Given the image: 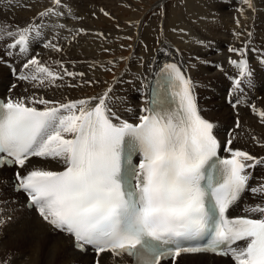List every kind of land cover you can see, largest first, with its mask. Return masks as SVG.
I'll return each instance as SVG.
<instances>
[{"label":"snow or ice","instance_id":"6c2138e0","mask_svg":"<svg viewBox=\"0 0 264 264\" xmlns=\"http://www.w3.org/2000/svg\"><path fill=\"white\" fill-rule=\"evenodd\" d=\"M54 4L60 6L61 0ZM61 14L48 8L40 16ZM35 28L0 24V42L11 40L4 45L6 54L17 48L27 52ZM231 63L238 68L234 86L239 89L251 71L245 59ZM23 67L32 72L21 73L22 80L43 84L62 78L36 57ZM166 67L173 90H157L138 123L120 120L111 110V88L66 103L0 99V167L17 169L16 191L25 193L40 218L71 236L81 251L90 246L97 256L127 255L134 264H175L185 253L264 264V205L239 217L226 215L246 190L264 195V185L248 188L246 171L264 164V158L231 148V139L222 145L213 134L215 125L200 114L191 79L176 65ZM253 110L264 122V110L254 105ZM125 137L132 148L126 156ZM221 149L230 156L219 158ZM33 158L56 161L60 167L37 166ZM248 213H259V218ZM202 237L206 240L201 243ZM238 241L245 245L234 246Z\"/></svg>","mask_w":264,"mask_h":264},{"label":"bare ground","instance_id":"6f19581e","mask_svg":"<svg viewBox=\"0 0 264 264\" xmlns=\"http://www.w3.org/2000/svg\"><path fill=\"white\" fill-rule=\"evenodd\" d=\"M124 1L61 0V5L56 6L54 0H0V24L12 29L36 26L30 33L32 39L28 45L30 50L34 48L32 54L25 57L27 52H21L22 56L3 58L12 63L10 67L0 62V94L7 93L13 99L44 98L66 103L97 96L111 88V110L120 120L138 123L139 116L143 114L141 110L149 106L151 80L164 63L171 60L186 69L196 98L198 101L203 99L204 109L201 111L209 120L215 121V131L223 144L231 139V148L264 158V122L253 110V105L257 110H264V0H180L168 23L171 29L165 34L163 46L156 48L157 32L149 29V33L146 32L135 47V53L129 59V69L117 78L116 84L110 82L111 87L88 96L87 91L91 87L101 88L105 84L108 79L105 70L113 67L102 50L114 47L116 32L110 28L103 30L98 17L118 10ZM48 8H55L62 14L41 17L40 13ZM5 43H11V40L0 42V57L4 56ZM188 52H191L189 57ZM32 57L62 78L54 82L47 79L43 84L39 80L19 79L21 73L32 72L31 67H23ZM241 59L247 60L251 76L237 89L234 81H228L226 71L233 69L230 61ZM12 69L15 70L13 74ZM234 69L238 71L236 65ZM66 72L75 75L69 76ZM14 75L16 79H13ZM13 82L17 85L9 90ZM231 83L239 93L229 104L226 92L227 85ZM223 153L226 157L230 156L229 152ZM33 163L53 169L60 167L56 161H42L40 158H33ZM246 171L251 176L249 189L264 185V164ZM14 173L12 167L0 169V220L4 221L0 223V262L97 264L98 261L99 264H132L125 255L115 257L107 252L97 256L76 250L69 236L53 229L26 207L25 197L14 191L11 182ZM257 204L264 205V195L246 190L231 207V214L245 215L246 209ZM248 215L259 218V213ZM244 245L245 242L240 241L236 247ZM175 264L235 262L231 258L204 253L181 255L176 258Z\"/></svg>","mask_w":264,"mask_h":264},{"label":"rangeland","instance_id":"374dc122","mask_svg":"<svg viewBox=\"0 0 264 264\" xmlns=\"http://www.w3.org/2000/svg\"><path fill=\"white\" fill-rule=\"evenodd\" d=\"M179 1L180 0H125L118 7V10H111L108 15H99V17L103 16L100 17L102 20L98 17L101 28L107 31L110 28L111 31L116 32V38L113 43L114 45H112L114 47L102 50V52L104 51L103 54L105 53V57L109 58V62L112 63L111 65H113V67H107L105 70V72L107 71L108 73V79L104 81L105 84L101 86V88L91 87L87 91L88 96L111 87L110 85L115 83L117 78L129 69V59L134 55L135 47L149 29H151L152 32H157L155 41L156 48L158 49L163 46L166 40V35L169 32V29H171V27L168 26V23L170 22L172 15L174 14V8ZM133 11L135 12L133 13ZM110 22L115 24L111 25ZM152 32L150 33L151 35ZM146 47L149 48V45L146 44ZM190 54L191 52H188L187 57H189ZM110 82L112 83L110 84ZM16 85L17 84L15 83L13 88H15ZM228 103L231 104V101H228ZM218 113H220V110H218ZM40 225L41 227H44V224L41 223Z\"/></svg>","mask_w":264,"mask_h":264}]
</instances>
